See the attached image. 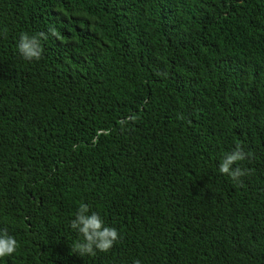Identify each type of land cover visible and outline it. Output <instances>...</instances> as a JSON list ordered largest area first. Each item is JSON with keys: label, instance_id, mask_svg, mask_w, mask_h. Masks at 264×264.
I'll return each instance as SVG.
<instances>
[{"label": "trees", "instance_id": "16d2710c", "mask_svg": "<svg viewBox=\"0 0 264 264\" xmlns=\"http://www.w3.org/2000/svg\"><path fill=\"white\" fill-rule=\"evenodd\" d=\"M81 202L109 252H72ZM0 229V264H264V0H0Z\"/></svg>", "mask_w": 264, "mask_h": 264}, {"label": "clouds", "instance_id": "9594fccd", "mask_svg": "<svg viewBox=\"0 0 264 264\" xmlns=\"http://www.w3.org/2000/svg\"><path fill=\"white\" fill-rule=\"evenodd\" d=\"M51 37L60 38V33L55 26L34 35L23 32L19 36L17 50L24 59L39 61L44 53L42 42L49 40ZM178 118L183 119L182 116ZM248 156L249 153H246L241 145H237L222 156L219 172L242 186L243 180L241 178L249 175L250 169L241 167V162L245 161ZM69 226L81 237L71 244L72 252L82 257L95 256L97 252L107 253L121 238L119 231L115 227L106 225L100 213L93 211L91 206L85 202L79 204ZM19 247L20 243L15 236L11 235L6 229H0V258L12 256ZM134 264H142V262L137 259Z\"/></svg>", "mask_w": 264, "mask_h": 264}]
</instances>
